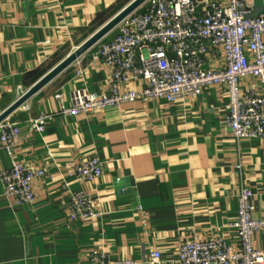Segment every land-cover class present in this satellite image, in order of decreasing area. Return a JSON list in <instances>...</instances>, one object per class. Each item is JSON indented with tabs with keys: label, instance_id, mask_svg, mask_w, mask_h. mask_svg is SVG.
<instances>
[{
	"label": "crops",
	"instance_id": "0c3cea01",
	"mask_svg": "<svg viewBox=\"0 0 264 264\" xmlns=\"http://www.w3.org/2000/svg\"><path fill=\"white\" fill-rule=\"evenodd\" d=\"M130 1L0 0L2 108ZM247 3L263 10L264 0ZM97 48L32 95L28 109L20 106L6 118L17 124L19 141L11 154L0 143V171L21 161L44 168L45 175L34 182L32 204L5 198L0 181V264H86L92 248L111 260L176 264L182 242L220 235L235 243L229 224L242 187L254 194L253 218H264V139L231 136L220 85L175 103L137 99L89 115H62L55 94L69 106L75 89H107L110 71L93 60ZM144 86L135 81L125 89ZM40 113L52 119L44 131H30L28 119ZM90 156L103 162L100 177L72 176L74 165ZM80 191L91 195L99 217L68 220L70 195ZM253 244L264 251V230ZM155 250L160 258L153 263Z\"/></svg>",
	"mask_w": 264,
	"mask_h": 264
},
{
	"label": "built area",
	"instance_id": "2783aa9c",
	"mask_svg": "<svg viewBox=\"0 0 264 264\" xmlns=\"http://www.w3.org/2000/svg\"><path fill=\"white\" fill-rule=\"evenodd\" d=\"M248 0H146L125 17L114 34L96 45L93 60L110 71V83L102 93L86 88L72 91V102L64 104L55 94L65 116L89 115L110 106L137 99H163L168 103L194 99L206 88L223 86L228 113L225 124L236 139H264V7L254 12ZM110 32V33H111ZM109 33V34H110ZM245 78L254 83L245 84ZM142 81L144 87H125ZM24 109H28L24 103ZM4 109L0 101V114ZM52 114L40 113L28 119L30 131L42 132ZM19 141L17 124L0 122V143L11 154ZM103 162L90 156L73 167L72 176L93 181L102 174ZM45 169L31 163L12 161L0 171L3 196L15 204L35 201L34 182ZM254 194L242 187L238 208L229 224L235 243L220 235L190 240L178 246L176 264H264V251L253 244V236L264 230V218L254 219ZM88 192L70 195L69 221L99 217ZM153 251L150 260L159 261ZM86 264H134L129 259L111 260L106 251L92 248Z\"/></svg>",
	"mask_w": 264,
	"mask_h": 264
},
{
	"label": "water",
	"instance_id": "95a60500",
	"mask_svg": "<svg viewBox=\"0 0 264 264\" xmlns=\"http://www.w3.org/2000/svg\"><path fill=\"white\" fill-rule=\"evenodd\" d=\"M145 2L146 0H131L128 4L122 7L117 13H115L104 24L96 29L90 36H88L82 43H80L73 51L67 54L54 67H52L39 80H37L27 91L22 93L19 98L16 99V101L5 108L0 114V122L5 120L12 112L22 106L32 95L43 88L47 83H49L59 73L70 66L85 52L105 38L125 17L130 15Z\"/></svg>",
	"mask_w": 264,
	"mask_h": 264
},
{
	"label": "trees",
	"instance_id": "16d2710c",
	"mask_svg": "<svg viewBox=\"0 0 264 264\" xmlns=\"http://www.w3.org/2000/svg\"><path fill=\"white\" fill-rule=\"evenodd\" d=\"M120 8H121V7H120ZM118 10H119V9H118ZM108 18H109V17H108ZM106 20H108V19H106ZM102 22H105V21H102ZM101 24H102V23H100V25H99V26H101ZM103 40H105V38H104Z\"/></svg>",
	"mask_w": 264,
	"mask_h": 264
},
{
	"label": "rangeland",
	"instance_id": "374dc122",
	"mask_svg": "<svg viewBox=\"0 0 264 264\" xmlns=\"http://www.w3.org/2000/svg\"><path fill=\"white\" fill-rule=\"evenodd\" d=\"M112 33H114V32H111V33H110V35H111V36L113 35ZM110 35L108 36V38H110V37H111Z\"/></svg>",
	"mask_w": 264,
	"mask_h": 264
}]
</instances>
